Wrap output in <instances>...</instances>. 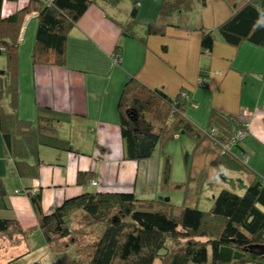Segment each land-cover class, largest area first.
Listing matches in <instances>:
<instances>
[{
    "label": "trees",
    "instance_id": "16d2710c",
    "mask_svg": "<svg viewBox=\"0 0 264 264\" xmlns=\"http://www.w3.org/2000/svg\"><path fill=\"white\" fill-rule=\"evenodd\" d=\"M5 1L0 0V137L12 155L9 168L14 167L20 178L38 179L41 147L79 151L61 137L60 113L40 108L36 122L19 116L23 18L32 13L38 18L33 65L65 67L69 34L89 8L96 5L107 13V7L116 8L123 0H30L23 9L4 17ZM225 1L232 16L216 30L200 28L202 52L210 53L219 39L235 48L245 43L264 46V0ZM192 2L164 0L157 20L148 24L138 21L137 3L125 21H112L125 37L144 42L150 36L164 35L168 27L181 28L172 22L174 13L190 11ZM183 92L172 98L132 78L118 105L124 160L160 158L161 188L184 193L181 206L163 195L140 200L133 193L88 190L42 215L38 227L30 230L22 231L17 221L1 219L0 233L28 236L39 229L57 264H264V180L255 178L241 194L224 188L213 197L209 209L199 208L206 187L214 189L218 180H227L224 171H249V161L242 162L249 159L242 147L244 140L224 152L239 131L248 135L249 128L238 117L215 111L208 129H197L186 117L194 102L183 97ZM7 97L9 111L3 104ZM183 135L192 138L194 147L191 153L184 152L186 180L176 182L173 158L166 147ZM91 177L80 172L78 186L87 188ZM19 193L28 196L42 214L41 191Z\"/></svg>",
    "mask_w": 264,
    "mask_h": 264
},
{
    "label": "crops",
    "instance_id": "0c3cea01",
    "mask_svg": "<svg viewBox=\"0 0 264 264\" xmlns=\"http://www.w3.org/2000/svg\"><path fill=\"white\" fill-rule=\"evenodd\" d=\"M29 1L4 3L3 16L13 15ZM163 2L125 0L116 8L107 7V13L99 6L90 7L69 34L65 67L33 65L38 18L36 13L23 18L19 116L36 122L40 108L60 113V135L79 152L41 147L39 178L23 179L14 167L9 168L12 155L0 137V220L17 221L27 231L38 227L42 215L53 213L65 200L97 188L96 192L133 193L140 200L165 195L160 158L124 160L118 105L132 78L172 98L184 91L194 102L186 117L201 131L208 129L215 111L248 122V135L242 142L249 155L247 176L232 172L223 181L243 177L235 182L244 189L255 178L264 180V46L245 43L235 48L219 39L210 53L202 52L200 28L216 30L232 16L225 0H193L190 11L174 13L172 22L181 28L168 27L164 35L150 36L144 42L125 37L112 21H125L138 3V21L154 23ZM114 54L121 55L119 63ZM3 104L9 111L8 97ZM246 111L251 115L245 116ZM80 172L92 175L87 188L77 184ZM219 185L205 193L214 197L222 187L228 188ZM24 189L41 191L42 214L28 196L17 193ZM0 264L57 262L41 231L35 229L28 236L0 233Z\"/></svg>",
    "mask_w": 264,
    "mask_h": 264
},
{
    "label": "rangeland",
    "instance_id": "374dc122",
    "mask_svg": "<svg viewBox=\"0 0 264 264\" xmlns=\"http://www.w3.org/2000/svg\"><path fill=\"white\" fill-rule=\"evenodd\" d=\"M125 1V0H123ZM5 3H13L10 1H5ZM17 3L14 2L13 4L15 5ZM4 59V58H2ZM1 61V66H3V61ZM194 147V141L192 140V138L190 136L187 135H183L180 139L171 142L168 144V146L166 147V150L172 155L173 158V175L174 181L179 180V182H183L186 180V171H185V166H184V152H192ZM225 174V179H229L230 177H232V173L231 171H224L223 172ZM245 177L247 176V173L245 172H241ZM234 177H237L236 175H233ZM236 178H232L230 181H222V180H218L217 183H220V187L223 185H227L228 188L226 189H231L239 194H241L242 192H244V189H241L242 187L239 185V187L236 186V182H235ZM236 180H243V177H239ZM222 181V182H221ZM244 183L243 181H239L240 183ZM230 187V188H229ZM209 186L206 187L205 192L209 191ZM217 188V187H216ZM224 189V187H222ZM100 189H94V191H99ZM217 194V193H215ZM164 197L169 198L173 203L176 204V207L181 206L184 202V193H181L177 190H170V191H166ZM149 198V197H148ZM212 200H213V196H211V194H203L201 200H200V204H199V208L201 209H209L212 205ZM175 214L179 213V209H175L174 210Z\"/></svg>",
    "mask_w": 264,
    "mask_h": 264
},
{
    "label": "built area",
    "instance_id": "2783aa9c",
    "mask_svg": "<svg viewBox=\"0 0 264 264\" xmlns=\"http://www.w3.org/2000/svg\"><path fill=\"white\" fill-rule=\"evenodd\" d=\"M114 59H115V61H116L117 63H119V62L121 61V55H120V54H114ZM182 96H183V97H186L187 95H186L185 92H183V93H182ZM250 115H251V113H250L249 111H246V112H245V116H250ZM244 126H245L246 128H249V123H248V122H245V123H244ZM236 136H237L236 139H235L231 144H229V145H225V146H224V152H227V153L230 152L231 149H232V146L236 144V141H239V142H240V141H243L247 135H246L244 132L239 131V132L237 133ZM248 161H249L248 158H243V159H242V162H243L244 164H247ZM92 185H93L94 187H97V186H98V183H97L96 181H93V182H92ZM17 193H19V191H17Z\"/></svg>",
    "mask_w": 264,
    "mask_h": 264
},
{
    "label": "water",
    "instance_id": "95a60500",
    "mask_svg": "<svg viewBox=\"0 0 264 264\" xmlns=\"http://www.w3.org/2000/svg\"><path fill=\"white\" fill-rule=\"evenodd\" d=\"M184 134V133H183Z\"/></svg>",
    "mask_w": 264,
    "mask_h": 264
}]
</instances>
